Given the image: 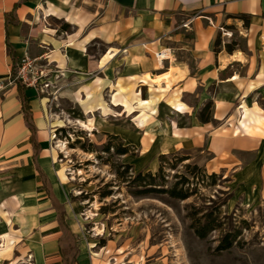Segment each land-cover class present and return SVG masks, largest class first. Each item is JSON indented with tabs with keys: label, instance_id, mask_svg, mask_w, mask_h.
Listing matches in <instances>:
<instances>
[{
	"label": "crops",
	"instance_id": "crops-1",
	"mask_svg": "<svg viewBox=\"0 0 264 264\" xmlns=\"http://www.w3.org/2000/svg\"><path fill=\"white\" fill-rule=\"evenodd\" d=\"M10 13L13 21L7 23L5 15ZM224 26H234L243 35V49L225 50L231 43L219 32ZM162 50L169 57L156 65L154 52ZM25 56L52 67L51 81L61 84L57 93L69 94L86 113L108 115L102 98L109 93L110 107L129 118L137 132L115 133L141 149L145 144L143 154L151 151V159L181 152L212 172L235 170L237 182L259 183L264 193V0H0V165L8 166L9 173L31 172L30 183L24 182L34 191L40 184L48 200L46 211L54 213V219L43 224L46 234L33 232L39 221L35 215L25 221L32 231L29 239H23L29 235L26 228L16 230L17 236L0 234V252L10 245H27L11 264H63L61 247L77 242L40 165L48 156L49 139L43 136L47 131L37 117L43 114L45 99L33 89L25 90L34 133L21 110L13 71ZM142 92L148 99H142ZM173 97L183 105L182 112L168 103ZM209 100L213 121L203 124L196 113ZM161 107L167 115L162 116ZM235 107L237 118L232 116ZM177 115L189 124L178 127ZM221 122L228 127L222 128ZM148 133L151 140L144 142ZM77 249L75 264L102 262L85 260L78 244ZM54 253L57 257L45 261V254ZM113 261L105 264L120 263L117 257ZM125 264L169 263L158 257Z\"/></svg>",
	"mask_w": 264,
	"mask_h": 264
},
{
	"label": "rangeland",
	"instance_id": "rangeland-1",
	"mask_svg": "<svg viewBox=\"0 0 264 264\" xmlns=\"http://www.w3.org/2000/svg\"><path fill=\"white\" fill-rule=\"evenodd\" d=\"M219 32L234 47L244 48V37L234 26H224ZM185 36L191 39L190 33ZM215 41L214 50H217L218 40ZM166 54L169 56V52ZM22 59L14 68L15 82ZM26 63L25 83L31 84L30 77H34L36 81L29 88L46 103L43 114L37 115L43 119L47 131L43 136L49 139L48 156L40 159V165L65 209L67 224L77 235L82 258L99 259L102 262L95 261L98 264L113 263L114 257L119 264L128 260L145 263L158 257L168 258L169 264H264V193L260 192L259 183L251 185L249 179L237 182L235 170L215 173L189 156L188 161L180 163L176 158L184 155L181 152L166 154L164 162L160 161V155L151 159V151L143 154L147 149L144 143L141 149L115 133L118 130L137 132L129 118L121 116L119 109L110 107L109 93L102 98L108 115L96 111L86 113L69 94L57 93L55 89L61 84L51 81L50 76L55 72L52 67L34 61ZM141 97L148 99L144 92ZM167 101L175 111H183L177 97ZM236 109L233 118L238 117ZM161 113L167 115L166 107H161ZM220 126L228 127L223 122ZM150 140V133L144 135V142ZM108 144L109 151L105 152L104 147ZM119 146L127 147L128 153L117 155L115 149ZM185 165L191 168L187 170ZM159 166L163 170L156 177V183L161 184L164 180L168 188L179 183L178 190H188L193 195L186 200L167 195H133L131 191L137 187L128 183L134 176L148 172L157 175ZM193 166L197 169H192ZM5 167L8 166L0 165V234L17 236L16 230L26 228L29 235L26 233L23 239H29L32 231L25 221L30 215L39 220L33 232L46 234L43 224L52 221L54 213L46 211L48 200L40 184H36L37 191H34L24 182L30 183L31 172L16 170L9 173ZM183 177L189 183H183ZM24 199L27 202H23ZM10 200L13 202L7 204ZM3 203L5 207L1 208ZM25 207L30 208L26 210ZM204 215L220 228L200 239L194 231L203 223ZM199 219H202L200 223ZM226 233L234 237V243L231 248L218 251L216 247ZM26 249L24 244L7 246L0 252V264H11ZM55 257L56 253L44 255L45 261Z\"/></svg>",
	"mask_w": 264,
	"mask_h": 264
},
{
	"label": "trees",
	"instance_id": "trees-1",
	"mask_svg": "<svg viewBox=\"0 0 264 264\" xmlns=\"http://www.w3.org/2000/svg\"><path fill=\"white\" fill-rule=\"evenodd\" d=\"M25 1V0H20V2ZM18 6L15 5V8ZM5 20L6 22H12L13 21V15L12 13L5 15ZM246 21H245V25H246ZM216 42V41H215ZM217 44H219V42L217 41ZM225 50L227 52H231L233 50V45L232 44H225ZM216 51V50H215ZM13 75H14V71H13ZM16 86H17V90L19 93V97L21 99V110L23 112V116H24V120L27 123L29 129L31 130L32 133H34V128H33V124H32V118H31V112H30V108H29V99L27 97V95L25 94V90L29 87L25 86L20 79H16ZM31 89V88H30ZM212 106L213 103L212 101H207L205 103V105L196 113V118L200 123H209L211 121H213L212 119ZM180 119H178L177 121V126L178 127H185L189 124V120L185 119L184 117L179 116ZM111 138L115 139L118 138L117 136H111ZM31 142L33 143V147L34 150L37 151V149H39V145L36 144V142L34 141V136H31ZM109 144L106 145L104 147L105 152L109 151ZM115 153L117 155H125L128 153V149L127 147H123V146H119L115 149ZM160 161L164 162L167 158L166 155H160ZM189 157L186 155H183L181 157H177L176 161H179L180 163L188 161ZM191 168L190 165H185V169H189ZM192 169H197V166H193ZM163 168L161 166H159L158 169V174H152L150 172L146 173V174H142V173H138L134 176V179L129 182L133 183L136 185L137 189H135L134 191H131L133 195L135 196H148V195H161V196H169L171 198H176L179 200H186L188 198H190L193 193L189 192L188 190L183 191L182 189H177L179 183H175L173 184V186L171 187H166V182L163 180V183L158 184L156 183V177L158 175H160L162 173ZM188 172V171H187ZM213 176H215V174H213ZM183 180V183H189V180L186 178H181ZM145 180H148L147 182H145ZM43 182L45 183L46 186V180L43 179ZM203 223L201 225H199L196 229H195V234L197 237H199L200 239H204L208 233L217 230L220 228V225L218 224H214L212 223L213 221H209V217L208 215H204L203 217ZM202 220V219H201ZM201 220H198V223L201 222ZM234 243V237H232L230 235V233H226L221 242L218 244V246L216 247V249L218 251H222V250H227L229 248H231L232 244ZM61 253L63 255V264H75L76 263V256L78 253V249H77V242L74 243H70L67 247L62 248L61 247Z\"/></svg>",
	"mask_w": 264,
	"mask_h": 264
},
{
	"label": "built area",
	"instance_id": "built-area-1",
	"mask_svg": "<svg viewBox=\"0 0 264 264\" xmlns=\"http://www.w3.org/2000/svg\"><path fill=\"white\" fill-rule=\"evenodd\" d=\"M168 51H166V50H162V51H159V52H157V53H155V58L156 59H158L159 57H161L162 55H164L165 56V58H164V60L165 59H168V55L166 54ZM163 60V61H164ZM26 61H30L28 58H24V59H22V65H21V67L19 68V71H18V77H16L17 79H20L21 80V82L25 85V86H27V87H30V85L31 84H34V82L36 81V79L34 78V77H30V80H31V84H26L25 82H26V80H27V76H26V64H27V66H28V63H26ZM163 61H161V62H163ZM158 62V61H157Z\"/></svg>",
	"mask_w": 264,
	"mask_h": 264
},
{
	"label": "bare ground",
	"instance_id": "bare-ground-1",
	"mask_svg": "<svg viewBox=\"0 0 264 264\" xmlns=\"http://www.w3.org/2000/svg\"><path fill=\"white\" fill-rule=\"evenodd\" d=\"M165 58L164 55H162L161 57H159L156 61H158L159 63H162L161 61H163ZM85 128H87L88 130H91L90 128H88L86 125H84Z\"/></svg>",
	"mask_w": 264,
	"mask_h": 264
}]
</instances>
